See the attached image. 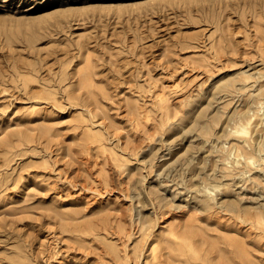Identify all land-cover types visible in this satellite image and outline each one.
<instances>
[{
  "label": "rangeland",
  "instance_id": "rangeland-1",
  "mask_svg": "<svg viewBox=\"0 0 264 264\" xmlns=\"http://www.w3.org/2000/svg\"><path fill=\"white\" fill-rule=\"evenodd\" d=\"M160 253L264 264V0H0V264Z\"/></svg>",
  "mask_w": 264,
  "mask_h": 264
},
{
  "label": "bare ground",
  "instance_id": "bare-ground-1",
  "mask_svg": "<svg viewBox=\"0 0 264 264\" xmlns=\"http://www.w3.org/2000/svg\"><path fill=\"white\" fill-rule=\"evenodd\" d=\"M258 83H259V82H255V85L258 86ZM253 85H254V84H253ZM250 86H251V85H250ZM243 87H244V86H243ZM244 88H245V87H244ZM257 89H258V88H257ZM261 94H262V89H258L257 92H253L252 96H254V98H255V97L260 96ZM169 257H170V256H169ZM153 258L155 259V264H166V262L169 261V258H168L167 256L165 257L164 253L156 254Z\"/></svg>",
  "mask_w": 264,
  "mask_h": 264
}]
</instances>
